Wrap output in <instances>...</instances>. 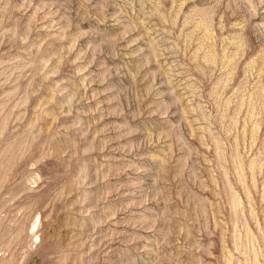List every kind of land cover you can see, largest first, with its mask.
<instances>
[{
  "label": "rangeland",
  "instance_id": "1",
  "mask_svg": "<svg viewBox=\"0 0 264 264\" xmlns=\"http://www.w3.org/2000/svg\"><path fill=\"white\" fill-rule=\"evenodd\" d=\"M0 264H264V0H0Z\"/></svg>",
  "mask_w": 264,
  "mask_h": 264
}]
</instances>
